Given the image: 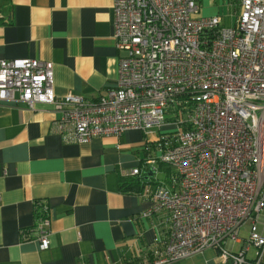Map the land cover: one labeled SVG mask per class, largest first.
Masks as SVG:
<instances>
[{"label":"built area","instance_id":"1","mask_svg":"<svg viewBox=\"0 0 264 264\" xmlns=\"http://www.w3.org/2000/svg\"><path fill=\"white\" fill-rule=\"evenodd\" d=\"M238 5L236 23L223 25L219 14L198 15L200 0H114L124 54L115 85L97 99L59 97L52 61L0 59V102L53 104L66 142L130 129L157 137L161 153L147 162L174 173L170 185L149 192L154 205L144 215L165 212L170 230L136 264H172L210 247L218 264H264V0ZM43 208L37 234L47 249L51 218Z\"/></svg>","mask_w":264,"mask_h":264},{"label":"crops","instance_id":"2","mask_svg":"<svg viewBox=\"0 0 264 264\" xmlns=\"http://www.w3.org/2000/svg\"><path fill=\"white\" fill-rule=\"evenodd\" d=\"M114 19V0H0V59L52 61L59 97L97 99L115 85L124 54ZM58 116L50 103L0 102V264H125L161 246L167 214L144 215L155 186L126 184L133 169L155 170L147 161L161 153L157 137L130 129L69 143ZM44 204L47 249L37 234ZM219 254L210 247L172 264H218Z\"/></svg>","mask_w":264,"mask_h":264},{"label":"rangeland","instance_id":"3","mask_svg":"<svg viewBox=\"0 0 264 264\" xmlns=\"http://www.w3.org/2000/svg\"><path fill=\"white\" fill-rule=\"evenodd\" d=\"M200 3L202 5V10L198 15L219 14L223 19V25H231L232 23H236L239 14L238 0H200ZM174 128L175 125H165L163 127L164 130H172ZM154 168L156 170L154 180L170 185L169 179L174 173V169L170 165H163V163L160 161H157V163L154 165ZM261 214L264 216V209ZM250 226V222L247 221L241 227L240 237L242 239H248ZM260 231H264V222L262 221L260 222ZM239 247L240 245L237 244V250L240 249ZM257 250L258 249L256 247H252L251 251L249 252L250 258H254L256 256Z\"/></svg>","mask_w":264,"mask_h":264},{"label":"trees","instance_id":"4","mask_svg":"<svg viewBox=\"0 0 264 264\" xmlns=\"http://www.w3.org/2000/svg\"><path fill=\"white\" fill-rule=\"evenodd\" d=\"M169 120H173V118L169 117ZM146 165H147V167H146V170L144 171L143 174L133 175L135 177H130V178L126 179V182H127L126 184H128V187L130 190L138 191V190L142 189V186L144 185L143 183H147V182L149 184H153L154 186L161 183V182L155 181L154 176L149 177V171L153 170V169L149 167V164L146 163ZM163 165H164V163H163ZM140 259H141V255L134 257L131 261H126L125 264H136L139 262Z\"/></svg>","mask_w":264,"mask_h":264},{"label":"water","instance_id":"5","mask_svg":"<svg viewBox=\"0 0 264 264\" xmlns=\"http://www.w3.org/2000/svg\"><path fill=\"white\" fill-rule=\"evenodd\" d=\"M155 172H156L155 170H150L149 171V177L154 176Z\"/></svg>","mask_w":264,"mask_h":264}]
</instances>
